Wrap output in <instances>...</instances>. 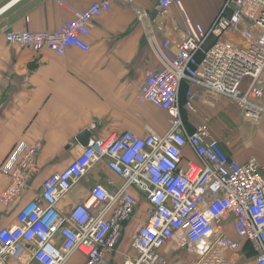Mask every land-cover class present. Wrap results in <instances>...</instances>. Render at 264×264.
Wrapping results in <instances>:
<instances>
[{
    "label": "built area",
    "instance_id": "2783aa9c",
    "mask_svg": "<svg viewBox=\"0 0 264 264\" xmlns=\"http://www.w3.org/2000/svg\"><path fill=\"white\" fill-rule=\"evenodd\" d=\"M180 2L157 0V8L167 13ZM111 10L110 0L94 1L56 30L32 31L26 18L24 28L8 30L5 37L35 53L89 51L96 20ZM172 44L163 41L164 66L146 69L136 95L138 102L169 113V132L146 126L145 137L125 131L91 138L79 157L43 181L16 223L0 229V264H66L76 253L84 256L83 264H169L164 249L173 243L193 258L190 264H264V161L256 155L236 160L208 113L188 128L198 102L214 108L221 98L246 122H264V0H223L207 28L190 25L175 48ZM185 82L190 87L182 101ZM188 146L196 160H188ZM42 147L22 141L7 155L0 166L9 179L2 206H11L32 186L41 171ZM98 163L122 185L111 191L96 183L85 202L61 211L60 200ZM131 187L148 203L147 219L134 232L130 250L119 252L139 206Z\"/></svg>",
    "mask_w": 264,
    "mask_h": 264
},
{
    "label": "crops",
    "instance_id": "0c3cea01",
    "mask_svg": "<svg viewBox=\"0 0 264 264\" xmlns=\"http://www.w3.org/2000/svg\"><path fill=\"white\" fill-rule=\"evenodd\" d=\"M94 1L97 0H0V166L19 142L43 145L38 158L41 171L32 186L11 206L0 204V229L16 223L18 211L38 194L46 178L65 169L82 154L86 146L78 138L85 130L97 139H108L125 131L145 137L146 126L161 135L169 132V113L136 99L146 69L163 68L159 48L165 39H171L175 48V43L189 32L190 25L207 28L223 4V0H181L162 13L157 0H110L112 10L96 20L87 38L91 49L74 47L63 56L47 49L35 53L10 44L5 37L8 30L24 28L26 18L32 31L56 30ZM188 87L186 82L182 86V101ZM198 105L205 107L199 102ZM236 113H230L229 122L238 129L230 131L225 126V131L235 137L245 134L246 138L252 130L254 133L248 141L233 143L228 151L239 162L252 155L264 161V122L255 126ZM193 116L188 119L190 130L202 120ZM185 153L188 160H196L191 147ZM96 183L113 191L123 180L105 163H98L60 200L59 209L66 212L85 202ZM8 184L9 179L0 172V194ZM130 192L139 206L125 228L119 252L130 250L134 232L147 219L148 203L143 194L133 187ZM227 230L236 238L231 227ZM177 249L181 248L173 243L164 253L170 258V253ZM81 258L78 264H83L85 258L82 255ZM191 261L188 256V264Z\"/></svg>",
    "mask_w": 264,
    "mask_h": 264
},
{
    "label": "rangeland",
    "instance_id": "374dc122",
    "mask_svg": "<svg viewBox=\"0 0 264 264\" xmlns=\"http://www.w3.org/2000/svg\"><path fill=\"white\" fill-rule=\"evenodd\" d=\"M192 17L193 18L195 17L194 14H192ZM217 106H219L218 110H220V111H218L217 109H216V111L214 110L213 112L209 111L211 109H215ZM198 107H199L198 113L193 114L195 116V119H202V118H204V114H207V113H208L207 115L214 116L215 121L218 123V124L217 123L215 124L214 130L216 131L217 134L224 136L225 139H227L229 141V146H232L233 143H236V145H237L238 141H240V142L248 141L250 138L253 137V133H254L253 130H252L251 136H249L248 138H246L245 134H237L235 137V136H232L233 135L232 132H229V134H228V132L225 131V126L230 131H232L233 129H235V130L238 129L237 126L232 125L229 121H230V118L232 119V116L230 113L237 115L238 113H236V112H239L237 107L231 101H228L226 98H221L220 102L217 105H215L214 108L209 107V106L205 108V107H202L201 105H198ZM216 118L218 119V121ZM220 119L225 124L221 123L219 121ZM255 126H257V125H255ZM259 129H262V128H259ZM257 135H260L263 137V135L261 133H257ZM260 136H258V138H260ZM170 255L171 256L169 258L170 259L169 264H188V253L186 252V250L177 249V250L172 251L170 253ZM81 261H82L81 255H78V253H76L71 258V260H69L66 264H78Z\"/></svg>",
    "mask_w": 264,
    "mask_h": 264
},
{
    "label": "water",
    "instance_id": "95a60500",
    "mask_svg": "<svg viewBox=\"0 0 264 264\" xmlns=\"http://www.w3.org/2000/svg\"><path fill=\"white\" fill-rule=\"evenodd\" d=\"M91 135L92 134L89 130H85L78 138V140L82 145L87 146L90 141Z\"/></svg>",
    "mask_w": 264,
    "mask_h": 264
},
{
    "label": "trees",
    "instance_id": "16d2710c",
    "mask_svg": "<svg viewBox=\"0 0 264 264\" xmlns=\"http://www.w3.org/2000/svg\"><path fill=\"white\" fill-rule=\"evenodd\" d=\"M185 115L187 116L188 114L186 113V111H184Z\"/></svg>",
    "mask_w": 264,
    "mask_h": 264
}]
</instances>
